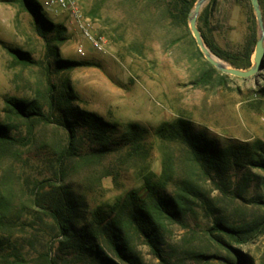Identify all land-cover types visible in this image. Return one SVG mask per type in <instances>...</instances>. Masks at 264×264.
Here are the masks:
<instances>
[{"label": "rangeland", "instance_id": "374dc122", "mask_svg": "<svg viewBox=\"0 0 264 264\" xmlns=\"http://www.w3.org/2000/svg\"><path fill=\"white\" fill-rule=\"evenodd\" d=\"M192 1L80 0L94 32L104 38L106 51L98 52L80 32L66 26L63 15L41 7L45 18L64 26L63 39L53 40L54 30L43 37L28 11L13 1L0 0V123L14 127L12 134L25 138L19 147H0V203L10 208L8 216L16 218L9 228L0 227V234L10 235L12 241L14 236L28 264H41L40 258L48 253L56 264H107L75 240L61 243L59 230L43 207L52 202V189L64 188L55 172L67 132L56 123H38L34 137L26 139V123L5 111L6 99L17 97L36 99L51 112L48 78L58 90L69 82L76 98L73 105L117 124L119 134L129 123L148 130L141 151H114L96 161L79 159L90 146L85 138L79 141L74 150L78 155L68 160L67 181L80 196L84 218L77 227L95 229L96 224H91L99 216H107L103 224L109 222L116 215L114 204L132 189L144 197V170L161 175L169 156L174 181L191 183L196 195L184 202L179 219L162 220L156 248L126 227L127 254L141 264H264V170L251 163L256 143L264 142V64L256 76L223 78L224 73L199 53L189 21L186 26L179 15L180 8ZM260 3L264 18V0ZM198 27L223 51L221 55L208 45L220 61L238 68L233 62L243 64L251 50L253 63L261 30L251 0H209L200 12ZM51 43L56 49L53 56L48 51ZM80 45L85 54L78 52ZM13 47L30 53L35 63L17 62L8 51ZM60 59L82 65L59 70ZM208 72L211 76L204 79ZM53 112L60 114L57 109ZM178 118L191 121L195 131L239 156L238 163L224 165L219 174L213 171L210 176L189 163L180 144L165 143L154 132L160 124ZM168 189L177 190L176 184ZM219 221L248 230L247 243H238L237 233L235 238L216 231L211 234ZM96 233L107 256L117 264H130L117 255L103 231L96 228ZM240 253L246 257L240 259Z\"/></svg>", "mask_w": 264, "mask_h": 264}, {"label": "trees", "instance_id": "16d2710c", "mask_svg": "<svg viewBox=\"0 0 264 264\" xmlns=\"http://www.w3.org/2000/svg\"><path fill=\"white\" fill-rule=\"evenodd\" d=\"M19 4L24 10L28 11L34 18L38 32L46 37V31L54 30L56 32L53 40H62V31L64 26L54 24L51 20L45 18L41 13V7L34 0H2ZM215 1V0H213ZM196 0L186 3L179 10V15L188 26L189 12L195 5ZM261 2V0H260ZM96 10H93L90 15H94ZM207 12V11H206ZM200 28V27H199ZM202 31V29L200 28ZM192 35V33L190 32ZM205 41L211 48L223 54L222 50L214 47L208 38L202 32ZM194 39V37H193ZM194 42L196 43L195 39ZM197 45V44H196ZM199 53L203 55L199 49ZM9 53L16 59L17 62L31 65L34 62L30 53L19 48H8ZM49 56L55 55V46L52 43L48 45ZM252 51H248L243 58V64L233 62L238 68H250L252 66ZM59 70H72L80 65L81 62L76 60H57ZM211 68H213L211 66ZM211 73H206L202 76L204 79L209 78ZM223 78L228 77L227 74H222ZM47 99L51 112L46 111L44 106L38 100H25L17 97L7 98L5 103V111L13 115L16 120L25 122L28 126V135L26 139L34 137L33 129L35 124H50L56 123L63 127L67 132V143L61 152L58 154L60 167L56 170V181L63 186L59 189H52V202L43 206L45 213L49 216L59 230L62 237L61 243H66L75 240L80 248H85L99 260L107 264H117L112 258L106 255L103 249L100 248L99 235L96 233V228L103 231L110 242L111 246L116 251L117 255L130 264H141L138 258L132 254H127L128 236L127 228H132L138 234L147 238L148 242L157 247V241L160 237L159 229L161 222L164 219L177 220L184 214V202L192 195H196L194 187L191 183L183 180L179 183L174 181L170 162L171 157L165 156L163 170L161 175H156L149 169H145L142 174L143 189L145 196L142 197L137 189H132L123 198L112 207V212H115V217L106 224H103L107 216L96 217L93 224L96 228H88L89 226L77 225L84 218L80 205V196H78L67 181L70 179L71 165L68 162L74 150L78 148L79 141L85 138L89 141V149L85 153L79 154L81 160L96 161L103 157H108L114 151L129 150L141 151L144 147V141L147 140L148 130L138 123H129L127 130L120 133L118 125L108 122L102 116L80 109L73 105L75 96L69 82L63 85L62 90H58L53 84L51 78H48ZM56 107V108H55ZM54 109L60 113L56 116ZM15 128L7 123H0V147L13 146L19 147V142L22 138L20 135L12 134ZM155 135L163 142H176L184 149L186 160L194 164L199 170L211 175L214 171L217 174L221 169L230 163H238L239 156H232L228 150L220 149L213 139L208 138L203 132L195 131L193 123L184 118H178L171 122H164L155 129ZM118 140L116 137H118ZM28 143V142H27ZM254 156L251 163L264 170V142L256 143ZM73 155V156H74ZM225 165V166H224ZM222 166H224L222 168ZM176 184L177 190L170 191L168 186ZM55 186V185H54ZM53 186V188H54ZM10 208L3 201L0 203V227L9 228L11 222H16V218L8 216ZM98 216V213H97ZM14 226V225H13ZM220 235H228L232 238L234 233L240 234L235 240L241 245L247 243L249 239L248 230H237L229 227L222 221L216 222L215 226L210 229ZM254 232V230H251ZM242 234H241V233ZM251 233V232H250ZM17 242L13 241L8 234H0V264H28V259L22 251L17 248ZM10 250V248H12ZM158 250V249H157ZM239 258L246 257V254H239ZM39 260L41 264H56V262L48 254L43 255ZM36 263V262H35Z\"/></svg>", "mask_w": 264, "mask_h": 264}, {"label": "water", "instance_id": "95a60500", "mask_svg": "<svg viewBox=\"0 0 264 264\" xmlns=\"http://www.w3.org/2000/svg\"><path fill=\"white\" fill-rule=\"evenodd\" d=\"M208 1L209 0H197L188 15L189 27L199 49L204 54L205 58L224 74L242 78L256 76L260 72L264 64V18L260 0H251L252 6L256 13L259 28L261 30V35L257 40L253 63L249 69L232 67L225 62L217 61L213 57L214 54L205 41L200 28L198 27V18L200 12Z\"/></svg>", "mask_w": 264, "mask_h": 264}, {"label": "built area", "instance_id": "2783aa9c", "mask_svg": "<svg viewBox=\"0 0 264 264\" xmlns=\"http://www.w3.org/2000/svg\"><path fill=\"white\" fill-rule=\"evenodd\" d=\"M39 5L55 15H63L68 20L66 26L80 32L83 38L90 42L93 50L98 52L106 51L104 38L94 32V23L85 14L80 0H41ZM78 52L85 54L82 45L78 47ZM261 120L264 122V115Z\"/></svg>", "mask_w": 264, "mask_h": 264}, {"label": "bare ground", "instance_id": "6f19581e", "mask_svg": "<svg viewBox=\"0 0 264 264\" xmlns=\"http://www.w3.org/2000/svg\"><path fill=\"white\" fill-rule=\"evenodd\" d=\"M213 57H214L217 61H220L218 58L215 57V55H213ZM221 62H223V61H221Z\"/></svg>", "mask_w": 264, "mask_h": 264}]
</instances>
